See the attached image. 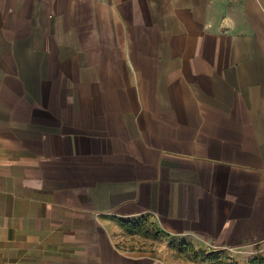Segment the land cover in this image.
I'll list each match as a JSON object with an SVG mask.
<instances>
[{
    "label": "crops",
    "instance_id": "0c3cea01",
    "mask_svg": "<svg viewBox=\"0 0 264 264\" xmlns=\"http://www.w3.org/2000/svg\"><path fill=\"white\" fill-rule=\"evenodd\" d=\"M123 224L264 240V0H0V264H169Z\"/></svg>",
    "mask_w": 264,
    "mask_h": 264
},
{
    "label": "rangeland",
    "instance_id": "374dc122",
    "mask_svg": "<svg viewBox=\"0 0 264 264\" xmlns=\"http://www.w3.org/2000/svg\"><path fill=\"white\" fill-rule=\"evenodd\" d=\"M163 238L150 224H147L141 225L137 233L128 240L117 239L116 245L121 248L135 247L150 253L158 252L169 264H257L258 260L264 262V240L227 249L182 245L175 241L166 244Z\"/></svg>",
    "mask_w": 264,
    "mask_h": 264
},
{
    "label": "trees",
    "instance_id": "16d2710c",
    "mask_svg": "<svg viewBox=\"0 0 264 264\" xmlns=\"http://www.w3.org/2000/svg\"><path fill=\"white\" fill-rule=\"evenodd\" d=\"M123 226H125L127 229H131V230H139V227L137 226H130V227H127L126 224H123ZM257 264H264L263 260H258L256 261Z\"/></svg>",
    "mask_w": 264,
    "mask_h": 264
},
{
    "label": "built area",
    "instance_id": "2783aa9c",
    "mask_svg": "<svg viewBox=\"0 0 264 264\" xmlns=\"http://www.w3.org/2000/svg\"><path fill=\"white\" fill-rule=\"evenodd\" d=\"M230 1H237V0H230Z\"/></svg>",
    "mask_w": 264,
    "mask_h": 264
}]
</instances>
